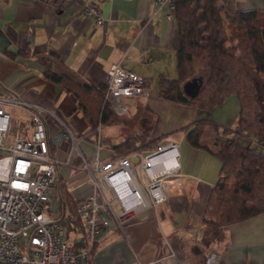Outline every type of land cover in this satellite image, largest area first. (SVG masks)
<instances>
[{"label": "crops", "instance_id": "1", "mask_svg": "<svg viewBox=\"0 0 264 264\" xmlns=\"http://www.w3.org/2000/svg\"><path fill=\"white\" fill-rule=\"evenodd\" d=\"M89 1L104 17L99 25L82 12L86 0H0V84L9 97L41 110L50 153L57 160L50 211L60 214L59 182L76 201L91 194L83 158L113 160L111 147L130 133L161 136L162 143L177 145L179 194L128 215L122 226L107 214L92 264H204L209 251L217 253L218 264H264V213L226 226L203 217L220 162L192 147L184 128L206 113L158 96L159 78L176 76L175 19L165 17V7L154 10L150 0ZM223 1L231 9L264 8V0ZM43 61L57 74L93 86L106 83L109 68L120 64L144 78L148 96L111 100L116 121L101 125L92 141L84 136L88 122L74 96L44 77ZM121 107L127 113L119 114ZM5 110L11 115L12 136H29V113L19 106ZM237 114L234 95L210 112L214 121L231 127ZM61 131L69 136L55 143L53 137ZM224 138L217 133L203 140L216 148ZM249 140L264 152L262 142Z\"/></svg>", "mask_w": 264, "mask_h": 264}, {"label": "trees", "instance_id": "2", "mask_svg": "<svg viewBox=\"0 0 264 264\" xmlns=\"http://www.w3.org/2000/svg\"><path fill=\"white\" fill-rule=\"evenodd\" d=\"M173 5L178 38L176 76H161L157 92L160 98L206 113L184 130L192 147L207 150L220 162L202 214L226 226L264 213V152L252 147L249 140L264 144V8L231 9L223 0H173ZM43 65L44 77L74 96L76 108L88 122L84 133L87 139L94 141L99 126L116 121V114L104 99L106 83L79 84L55 73L48 62L43 61ZM197 75L203 76V83L197 95L190 98L183 93L182 85ZM144 86L148 87L146 82ZM0 95L9 96L1 84ZM231 95L238 102L235 127L222 125L210 116L211 110ZM217 133L225 138L216 148L203 140L205 135ZM162 138L130 133L111 147V158L151 151L162 143ZM239 138L248 141L244 144ZM57 187L58 217L65 239L75 249L79 245L76 236L83 233L80 221L72 219L77 201L64 182ZM95 248L96 241L90 250L92 257Z\"/></svg>", "mask_w": 264, "mask_h": 264}, {"label": "built area", "instance_id": "3", "mask_svg": "<svg viewBox=\"0 0 264 264\" xmlns=\"http://www.w3.org/2000/svg\"><path fill=\"white\" fill-rule=\"evenodd\" d=\"M154 10L166 8L165 17L174 20L173 0H150ZM82 12L96 24L104 20L100 10L86 0ZM144 78L134 71L112 65L108 70L104 99L145 97ZM19 106L30 115L31 133L14 134L8 143L11 115L5 106ZM127 113L125 107L117 109ZM100 126L97 128L99 134ZM59 132L53 141L68 138ZM97 142V141H96ZM8 143V144H7ZM49 138L41 110L14 97L0 95V264H91V247L111 214L117 225L130 214L157 205L179 194L180 178L176 143H160L147 152H133L114 160L82 159L92 192L77 201L76 215L83 233L76 236L77 248L65 239L59 214L50 211L55 195L57 160L49 149ZM136 158L141 182L132 168ZM111 198H110V197ZM111 200L119 204L115 211ZM204 264H218L217 253L209 251Z\"/></svg>", "mask_w": 264, "mask_h": 264}, {"label": "water", "instance_id": "4", "mask_svg": "<svg viewBox=\"0 0 264 264\" xmlns=\"http://www.w3.org/2000/svg\"><path fill=\"white\" fill-rule=\"evenodd\" d=\"M202 83H203L202 75L193 76L191 79L183 83L182 91L186 96L193 98L197 95ZM136 162L137 159L132 158V163H136Z\"/></svg>", "mask_w": 264, "mask_h": 264}, {"label": "rangeland", "instance_id": "5", "mask_svg": "<svg viewBox=\"0 0 264 264\" xmlns=\"http://www.w3.org/2000/svg\"><path fill=\"white\" fill-rule=\"evenodd\" d=\"M5 108H7V105L5 106ZM12 131H11V121H10V124H9V131H8V143H9V141H10V139L12 138ZM239 141L240 142H243L244 144H246L247 143V141L248 140H245V139H240L239 138ZM7 143V144H8ZM252 147H256L257 145H251ZM262 149V148H261ZM217 159V158H216ZM218 160V159H217ZM219 161V160H218ZM219 163V162H218ZM132 168H133V171H134V174H135V176H136V178L141 182V184L143 185V183H142V181H141V176H142V173H141V171H140V169H139V163H133L132 164ZM217 171H218V169H217ZM217 171H216V173H214V174H217ZM215 172V171H214ZM216 176V175H215ZM216 178V177H215ZM110 197V196H109ZM111 198V197H110ZM111 203H112V207H113V209L115 210V211H117L118 210V204H117V202L115 201V200H111Z\"/></svg>", "mask_w": 264, "mask_h": 264}]
</instances>
